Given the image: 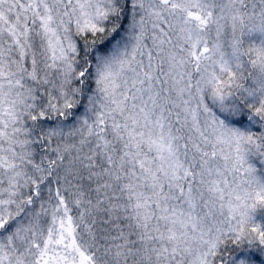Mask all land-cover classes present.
Returning <instances> with one entry per match:
<instances>
[{
    "label": "snow or ice",
    "instance_id": "1",
    "mask_svg": "<svg viewBox=\"0 0 264 264\" xmlns=\"http://www.w3.org/2000/svg\"><path fill=\"white\" fill-rule=\"evenodd\" d=\"M0 264H264V0H0Z\"/></svg>",
    "mask_w": 264,
    "mask_h": 264
},
{
    "label": "rangeland",
    "instance_id": "2",
    "mask_svg": "<svg viewBox=\"0 0 264 264\" xmlns=\"http://www.w3.org/2000/svg\"><path fill=\"white\" fill-rule=\"evenodd\" d=\"M259 166V165H258Z\"/></svg>",
    "mask_w": 264,
    "mask_h": 264
}]
</instances>
